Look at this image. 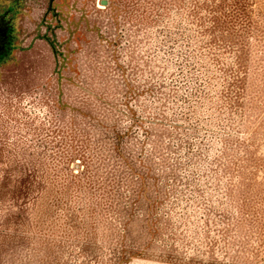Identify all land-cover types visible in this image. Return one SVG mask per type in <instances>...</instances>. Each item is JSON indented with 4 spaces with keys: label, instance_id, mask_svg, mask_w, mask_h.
Instances as JSON below:
<instances>
[{
    "label": "rangeland",
    "instance_id": "1",
    "mask_svg": "<svg viewBox=\"0 0 264 264\" xmlns=\"http://www.w3.org/2000/svg\"><path fill=\"white\" fill-rule=\"evenodd\" d=\"M5 14L0 264H264V0Z\"/></svg>",
    "mask_w": 264,
    "mask_h": 264
},
{
    "label": "trees",
    "instance_id": "2",
    "mask_svg": "<svg viewBox=\"0 0 264 264\" xmlns=\"http://www.w3.org/2000/svg\"><path fill=\"white\" fill-rule=\"evenodd\" d=\"M6 2H4L2 5L0 3V14H2V16H7L8 14H16V12H18V8L20 7V2H22V0H5Z\"/></svg>",
    "mask_w": 264,
    "mask_h": 264
},
{
    "label": "flooded vegetation",
    "instance_id": "3",
    "mask_svg": "<svg viewBox=\"0 0 264 264\" xmlns=\"http://www.w3.org/2000/svg\"><path fill=\"white\" fill-rule=\"evenodd\" d=\"M9 25L2 19L0 20V54L3 52L4 49H7L9 44V32H8Z\"/></svg>",
    "mask_w": 264,
    "mask_h": 264
}]
</instances>
